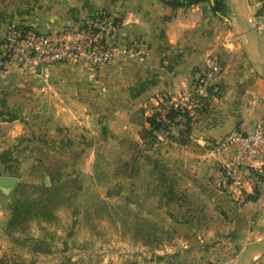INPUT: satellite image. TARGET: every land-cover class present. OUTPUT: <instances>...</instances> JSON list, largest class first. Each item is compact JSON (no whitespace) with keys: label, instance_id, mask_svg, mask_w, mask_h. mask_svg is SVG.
Here are the masks:
<instances>
[{"label":"crops","instance_id":"obj_1","mask_svg":"<svg viewBox=\"0 0 264 264\" xmlns=\"http://www.w3.org/2000/svg\"><path fill=\"white\" fill-rule=\"evenodd\" d=\"M197 1L173 9L162 0H0V40L14 23L50 32L108 13L120 25L119 44L147 46L143 58L104 67L0 72V178L16 179L11 188L0 186V205L20 186L21 174L38 151H61L58 146L68 141L88 155L105 157L104 162L119 163L131 155L126 143L146 144L147 132L159 155L191 173L200 188L214 190L218 198L211 199L228 206L237 229L262 216L264 162L248 164L242 193H225V159L212 149L232 133L264 126V79L230 43L228 21L214 10L216 0ZM248 1L254 19L262 23L258 31L264 45V0ZM215 58L221 65L215 82L220 95L196 111L187 136L179 125L152 131L150 119L191 89L194 73ZM254 264H264V256Z\"/></svg>","mask_w":264,"mask_h":264},{"label":"rangeland","instance_id":"obj_2","mask_svg":"<svg viewBox=\"0 0 264 264\" xmlns=\"http://www.w3.org/2000/svg\"><path fill=\"white\" fill-rule=\"evenodd\" d=\"M222 14L244 53L229 9ZM145 143H126L131 155L119 163L68 141L38 151L0 205V264H234L264 237V207L237 229L214 190L159 155L153 135Z\"/></svg>","mask_w":264,"mask_h":264},{"label":"built area","instance_id":"obj_3","mask_svg":"<svg viewBox=\"0 0 264 264\" xmlns=\"http://www.w3.org/2000/svg\"><path fill=\"white\" fill-rule=\"evenodd\" d=\"M261 25L260 21L256 24L258 30ZM119 30L116 18L108 13L50 32H40L23 23L11 24L0 40V72L12 69L36 72L53 65L104 67L119 60L145 57V44L122 45L115 40ZM220 71L221 65L216 58L208 67L196 71L191 89L178 99L165 103L157 112V120L161 123L159 131L179 125L182 133L187 135L196 111L211 103L214 97H219L220 89L215 82ZM171 112L177 115L174 120L169 118ZM212 151L216 157L225 159L222 187L234 194L242 193L248 164L254 160L264 162V126L232 133L217 142Z\"/></svg>","mask_w":264,"mask_h":264},{"label":"water","instance_id":"obj_4","mask_svg":"<svg viewBox=\"0 0 264 264\" xmlns=\"http://www.w3.org/2000/svg\"><path fill=\"white\" fill-rule=\"evenodd\" d=\"M245 2L246 12L241 8L240 0H226L231 16L235 20L237 33L242 40L244 53L257 75L264 79V45L257 27L253 25L248 0ZM246 38L251 42L258 59L254 58L248 51ZM15 183L16 179L13 177L0 178L1 187L11 188ZM262 254H264V237L240 252L234 264H254L255 260Z\"/></svg>","mask_w":264,"mask_h":264},{"label":"trees","instance_id":"obj_5","mask_svg":"<svg viewBox=\"0 0 264 264\" xmlns=\"http://www.w3.org/2000/svg\"><path fill=\"white\" fill-rule=\"evenodd\" d=\"M163 2H165L167 5H169L173 9H178V8L190 7V6L194 5L195 3H197L198 1L197 0H175V1H163ZM214 10L221 12V13H226L228 11V6L226 3V0H216ZM158 116H159V114H156L155 116H153L150 119L152 131H159L161 129V123H159L157 120ZM176 116L177 115L175 112H171L169 115V118L171 120H174L176 118ZM149 136H150V134L145 132L143 135V138L146 139ZM155 169H158V167H155ZM154 173H156V171ZM251 200L255 201V198L251 197Z\"/></svg>","mask_w":264,"mask_h":264},{"label":"bare ground","instance_id":"obj_6","mask_svg":"<svg viewBox=\"0 0 264 264\" xmlns=\"http://www.w3.org/2000/svg\"><path fill=\"white\" fill-rule=\"evenodd\" d=\"M240 3H241V8L245 11L246 9H245V6H246V2H245V0H240ZM246 12V11H245ZM246 42H247V48H248V51L250 52V54L254 57V58H256V59H258L257 58V55H256V53H255V50H254V48H253V46H252V44H251V42L249 41V40H247L246 39Z\"/></svg>","mask_w":264,"mask_h":264}]
</instances>
